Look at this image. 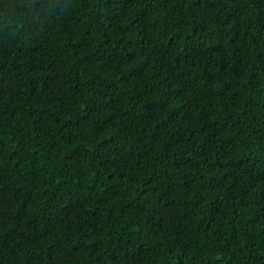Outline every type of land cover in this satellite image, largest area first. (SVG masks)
<instances>
[{
  "label": "trees",
  "instance_id": "obj_1",
  "mask_svg": "<svg viewBox=\"0 0 264 264\" xmlns=\"http://www.w3.org/2000/svg\"><path fill=\"white\" fill-rule=\"evenodd\" d=\"M0 264H264V0H0Z\"/></svg>",
  "mask_w": 264,
  "mask_h": 264
}]
</instances>
